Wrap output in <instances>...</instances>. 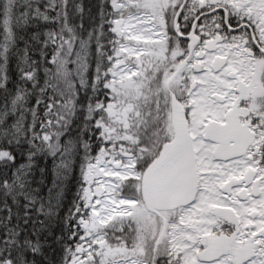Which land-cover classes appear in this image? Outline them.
Wrapping results in <instances>:
<instances>
[{"label": "snow or ice", "instance_id": "obj_1", "mask_svg": "<svg viewBox=\"0 0 264 264\" xmlns=\"http://www.w3.org/2000/svg\"><path fill=\"white\" fill-rule=\"evenodd\" d=\"M0 264H264V0H0Z\"/></svg>", "mask_w": 264, "mask_h": 264}]
</instances>
